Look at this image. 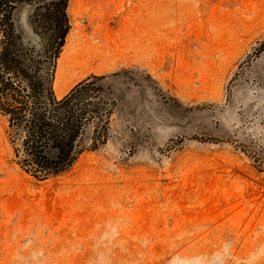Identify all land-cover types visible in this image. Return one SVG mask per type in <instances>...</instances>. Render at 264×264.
<instances>
[{"label":"rangeland","instance_id":"374dc122","mask_svg":"<svg viewBox=\"0 0 264 264\" xmlns=\"http://www.w3.org/2000/svg\"><path fill=\"white\" fill-rule=\"evenodd\" d=\"M26 8L16 11L27 28ZM57 97L104 75L109 138L38 180L0 117V264H264V0H68Z\"/></svg>","mask_w":264,"mask_h":264},{"label":"trees","instance_id":"16d2710c","mask_svg":"<svg viewBox=\"0 0 264 264\" xmlns=\"http://www.w3.org/2000/svg\"><path fill=\"white\" fill-rule=\"evenodd\" d=\"M68 0H0V117L12 160L38 180L68 171L109 138L117 99L104 75H90L57 97V59L70 29ZM26 8L27 28L16 11ZM264 171V153L244 150Z\"/></svg>","mask_w":264,"mask_h":264}]
</instances>
